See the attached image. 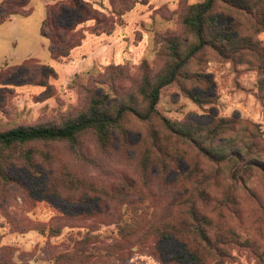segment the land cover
<instances>
[{
    "label": "trees",
    "instance_id": "obj_1",
    "mask_svg": "<svg viewBox=\"0 0 264 264\" xmlns=\"http://www.w3.org/2000/svg\"><path fill=\"white\" fill-rule=\"evenodd\" d=\"M29 1L2 0L0 25L12 16H29L30 12L25 11ZM141 3V0H107L106 3L59 0L47 9L39 30L48 43L50 59L55 62L69 59L88 33L111 35L123 24V16ZM63 9L77 14L67 25L58 22ZM179 14L183 34L164 36L155 42L154 52L162 58V67L153 75L144 72L123 95L115 90L111 92L115 98L110 92L91 94L79 111L59 123L17 125L0 130V184L7 189L19 186L9 173L14 165L23 166L33 174L39 167H46L50 170L46 189H52L51 192L73 189V193L82 192L86 197L125 201V209L114 223L117 239L102 246L107 258H127L133 241L141 244L147 238L152 239V248L156 249L162 240L172 237L190 254L191 264H230L236 259L231 249L249 247V243L234 233L228 223L232 216H226L225 212L229 209L230 215L238 214L234 195L237 185L245 186L256 176L264 181V130L238 115L213 117L202 124L171 121L159 113L157 104L160 92L171 86L198 107L213 104L215 97L200 94L213 87L206 73L210 56L232 67L246 66L254 71L255 98L264 103V41L260 38L264 34V0H198L185 5ZM30 62L34 61L0 70V85H7L8 78L20 70L28 78L34 74L38 85H48V79L55 78L48 66ZM128 116L147 125L141 144L133 146L143 188L148 185L150 168L156 167L165 175L176 168L179 160L184 162L182 172L171 181L176 198L169 207L149 211L143 205L144 194L131 181L107 189L75 175L65 164L61 169L51 170L52 159L56 157L51 146L56 143H67L76 159L87 165H95V161L82 150L85 137L101 152L114 146L127 149L130 146L125 123ZM175 141L196 152V158L190 157V151L175 148L172 144ZM225 182L230 183V189L228 184L224 190ZM217 190L222 196L220 200L212 195ZM222 207L226 211H221ZM47 229L34 228L40 234L60 233L54 227ZM96 243L102 242L97 235L89 233L76 242L81 264L93 263L86 247ZM255 252L262 264L264 253ZM0 264L13 263L6 255L0 257Z\"/></svg>",
    "mask_w": 264,
    "mask_h": 264
},
{
    "label": "rangeland",
    "instance_id": "obj_2",
    "mask_svg": "<svg viewBox=\"0 0 264 264\" xmlns=\"http://www.w3.org/2000/svg\"><path fill=\"white\" fill-rule=\"evenodd\" d=\"M58 1L30 0L25 8L30 12L29 16H12L0 25V70L34 61L30 63L46 65L55 73V78L48 79L45 86L38 85V80L33 79L34 74H30L32 80L28 78L23 70L9 77L7 85H0V130L17 125L59 123L67 115L79 111L89 95L111 93L112 90L123 95L144 72L155 74L163 65L162 58L154 52L156 40L169 35L181 36L179 13L185 5L198 0H141V4L123 16V24L111 35L88 33L69 59L55 62L50 59L48 43L39 30L47 9ZM76 17V12L63 9L58 22L67 25ZM260 38L264 41V34ZM206 73L213 81V87L200 94L215 97L213 104L198 107L171 86L160 92L159 113L171 121L201 124L213 117L238 115L259 124L264 130V103L255 98L254 71L246 66L232 67L210 56ZM125 123L129 129L130 146L127 149L114 146L101 152L90 138L85 137L82 150L95 161V165H87L76 159L67 143H56L51 146L56 156L52 159L51 170L61 169L65 164L75 175L107 189L131 181L137 191L144 194L143 205L149 211L171 206L176 193L170 184L184 169V162L179 160L176 168L165 175L156 167L150 168L148 185L143 188L133 146L141 144L147 125L130 116L126 117ZM172 144L180 150L190 151L176 141ZM196 155L190 151V157L194 159ZM197 160L201 163L202 159L197 156ZM37 170L33 174L23 166L14 165L9 173L18 180L19 186L7 189L0 184V257L7 255L13 264H81L77 259L79 246L76 242L89 233L97 235L102 242L86 247L93 260L90 264L192 263L190 254L172 237L162 240L156 249L152 248V239L147 238L141 244L133 241L127 258H107L102 246L117 239L114 223L124 211L126 202L86 197L82 192L73 193V189L51 192L52 189H46L49 168ZM223 176L226 177V173ZM225 183L224 190L228 184L230 189V183ZM212 195L217 200L222 198L219 190ZM234 195L238 214L230 215V210L223 207L221 211L232 216L228 219L229 225L241 241L249 243V247H233L231 254L236 259L230 264H261L255 250L264 253V181L253 177L245 186L237 185ZM132 198L138 200L136 196ZM134 207L138 208L137 205ZM48 227L57 228L60 233L51 236L34 230H48Z\"/></svg>",
    "mask_w": 264,
    "mask_h": 264
}]
</instances>
